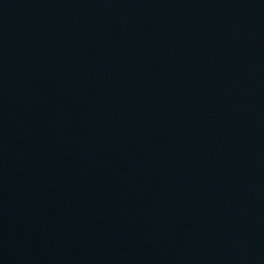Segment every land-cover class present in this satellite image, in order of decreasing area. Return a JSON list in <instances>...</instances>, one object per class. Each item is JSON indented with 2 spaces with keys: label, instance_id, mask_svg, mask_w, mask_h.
Wrapping results in <instances>:
<instances>
[{
  "label": "water",
  "instance_id": "95a60500",
  "mask_svg": "<svg viewBox=\"0 0 264 264\" xmlns=\"http://www.w3.org/2000/svg\"><path fill=\"white\" fill-rule=\"evenodd\" d=\"M0 264H264V0H0Z\"/></svg>",
  "mask_w": 264,
  "mask_h": 264
}]
</instances>
